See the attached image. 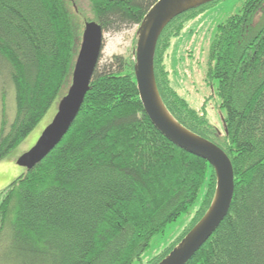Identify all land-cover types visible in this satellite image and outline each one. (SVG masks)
I'll list each match as a JSON object with an SVG mask.
<instances>
[{
  "label": "trees",
  "instance_id": "16d2710c",
  "mask_svg": "<svg viewBox=\"0 0 264 264\" xmlns=\"http://www.w3.org/2000/svg\"><path fill=\"white\" fill-rule=\"evenodd\" d=\"M158 1L88 0L92 17L84 22L75 0H0V76L12 82L16 100L15 119L0 129V161L32 133L62 89L68 92L85 24L119 33L140 26ZM221 1L166 27L155 74L170 114L219 146L234 168L230 212L188 264H264V0H246L219 25L211 45L209 78L226 111L223 131L176 91L166 67L186 24ZM135 65V52L133 61L99 62L63 141L0 192V264H159L208 212L215 170L153 125ZM199 201L175 241L143 261L154 238Z\"/></svg>",
  "mask_w": 264,
  "mask_h": 264
},
{
  "label": "water",
  "instance_id": "95a60500",
  "mask_svg": "<svg viewBox=\"0 0 264 264\" xmlns=\"http://www.w3.org/2000/svg\"><path fill=\"white\" fill-rule=\"evenodd\" d=\"M214 1L217 0H159L138 30L135 76L146 114L157 130L174 145L210 163L217 177L215 197L208 212L159 264H188L226 219L235 195L232 161L219 146L189 131L170 114L160 95L155 74L157 46L166 27L184 13ZM104 36L98 23L85 24L71 86L62 98L53 122L35 147L18 159V166L27 171L33 170L63 141L72 128L90 91L103 53Z\"/></svg>",
  "mask_w": 264,
  "mask_h": 264
},
{
  "label": "rangeland",
  "instance_id": "374dc122",
  "mask_svg": "<svg viewBox=\"0 0 264 264\" xmlns=\"http://www.w3.org/2000/svg\"><path fill=\"white\" fill-rule=\"evenodd\" d=\"M75 1L78 4L76 10H80L84 22L90 20L92 14L88 0ZM245 2L246 0H223L188 22L182 35L174 40L166 59L172 86L195 109L206 113L211 123L222 131L226 111L221 108V101L217 94V81L209 78L211 45L219 25L231 16L239 14ZM138 30L139 26H132L119 33H105L101 65L109 64L114 56H122L127 61H133L138 41ZM0 77L1 129L3 123L7 122L9 127L15 119L16 100L12 82L5 75ZM66 91V88L62 89L46 116L21 145L0 161V192L6 190L27 171L18 166L17 161L35 147L45 130L53 122ZM200 201L192 206L188 213L170 224L164 234L154 238L151 248L142 257L143 261L151 259L175 241L189 225ZM1 257L0 253V260Z\"/></svg>",
  "mask_w": 264,
  "mask_h": 264
}]
</instances>
